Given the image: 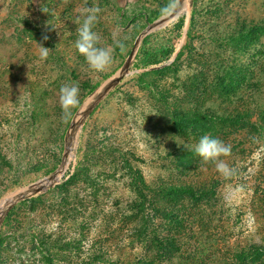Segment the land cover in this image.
I'll list each match as a JSON object with an SVG mask.
<instances>
[{"label":"rangeland","instance_id":"374dc122","mask_svg":"<svg viewBox=\"0 0 264 264\" xmlns=\"http://www.w3.org/2000/svg\"><path fill=\"white\" fill-rule=\"evenodd\" d=\"M167 3L0 0V264H68L93 253L111 256V262L98 264H114L120 255L138 254L135 227L146 220L139 203L149 207L156 187L194 177L204 185L216 181L218 189L208 205L198 203L205 214L213 206L207 221L169 225L186 255L223 264L239 242L264 240V146L240 126L213 119H183L177 126L172 115H222L260 103L264 0H188L185 11L142 35L161 19ZM85 6L102 9L95 30L107 45H125L123 52L115 48L114 63L103 73L91 71L75 48L74 20ZM181 15L185 24L177 29ZM139 36L121 80L95 101ZM37 44L51 49L47 60H40ZM144 45L151 55L145 67ZM230 78L244 82L225 94L221 80ZM73 82L79 84L80 104L63 119L59 89ZM205 134L232 146L223 159L235 169L233 176L226 178L187 149L198 173L176 168L177 146L194 148ZM40 183L44 188L34 192ZM172 203L193 204L180 198Z\"/></svg>","mask_w":264,"mask_h":264},{"label":"trees","instance_id":"16d2710c","mask_svg":"<svg viewBox=\"0 0 264 264\" xmlns=\"http://www.w3.org/2000/svg\"><path fill=\"white\" fill-rule=\"evenodd\" d=\"M184 24L185 16L181 15L175 27L181 29ZM245 35L248 37L249 33L245 32ZM144 50L145 45L140 48L142 58L140 59L142 63L140 65L143 67L151 64L149 59L151 55L146 51L147 49L145 50L146 53ZM243 82L244 79L237 80L236 83H233L231 78L230 80L227 79L226 82L225 80H221V87L225 94H229L236 87L242 86ZM251 87L257 89V84H252ZM236 96L238 98V95L232 97ZM260 100H257L260 102L259 104L255 103L249 109L243 107L240 110L231 111L222 115L211 111L206 113L194 111L192 113L195 115L192 119L187 117L184 112L173 111L172 115L175 118L174 124L182 126L185 124V119L195 120L199 123H206L205 121L213 119L246 129L253 143L254 139H258L262 146H264V96ZM254 116H256L255 119ZM177 148L178 155L176 156L177 159H175L176 168H180V171L189 170L197 174L200 167L193 164L191 162L192 159H187V150L184 145H179ZM73 177L74 175H71L64 181V184L68 183ZM141 180L144 183L143 177H141ZM143 188L144 186L140 189L141 194L145 192ZM217 189L216 181L211 180L209 185H204L199 177H194L188 182L180 181L179 183H169L156 187V195L151 200L149 207H146L147 203H144V201L139 203L138 211L146 217L144 223L140 224L139 227H135L140 229L138 233V237H140L139 253L128 257L123 256L122 258H120V255L118 259H115L114 264H207L202 261L199 255H195L194 258L186 255L181 246L182 244L177 242L176 235L172 234L174 232L169 225L176 224V226L180 227L182 223L202 224L206 219L211 218V209L213 206L210 205V209H208L210 213L205 214L204 209L202 210L203 206L200 207L198 203H206L208 205V201L215 196ZM178 198L193 204L190 207H188L189 205L177 207L173 203L171 205V201ZM189 211L191 212L190 214ZM240 244V242L237 244L238 246L229 255L230 257L224 256L223 264H264V240H249V242ZM104 261L111 262V256L105 257V254L93 253L87 261L83 260L74 263L69 261L68 264H98L100 262L104 263Z\"/></svg>","mask_w":264,"mask_h":264},{"label":"clouds","instance_id":"9594fccd","mask_svg":"<svg viewBox=\"0 0 264 264\" xmlns=\"http://www.w3.org/2000/svg\"><path fill=\"white\" fill-rule=\"evenodd\" d=\"M65 2L67 3V0H65ZM181 7L182 0H168V3L160 9L162 22L171 20L175 17ZM41 10L44 13L47 11L46 9ZM101 12L102 9L99 6H85L81 15L77 16L74 20V23L78 25L76 28L78 38L75 41V48L77 52L84 57L88 68L95 73H103L112 66L116 47H118L121 52L125 50V45L122 41H115V47L107 45L103 41L102 35L95 30ZM48 38L47 35L42 37L44 41ZM37 45L40 60H47L51 49L40 44ZM59 103L63 112L62 118H70L72 109L78 107L80 104L79 84L76 82L63 84L59 89ZM184 147L187 150H194L196 155L205 163H213L217 171L226 178L235 174V169L231 168L223 159L231 156L232 146L226 144L219 137L205 134L200 137L194 148L189 145H184Z\"/></svg>","mask_w":264,"mask_h":264},{"label":"water","instance_id":"95a60500","mask_svg":"<svg viewBox=\"0 0 264 264\" xmlns=\"http://www.w3.org/2000/svg\"><path fill=\"white\" fill-rule=\"evenodd\" d=\"M165 22V21H163ZM162 18L161 19H158L156 20L155 22L151 23L150 25H148L145 30L143 31L142 35L144 34H147L149 33L152 29H154L155 27H157L158 25L162 24ZM140 39H141V36H139L134 45H133V48L132 50L130 51L125 63L122 65L120 71L118 72V74L111 80L109 81L108 83H106L102 89L97 93V95L95 96V101L98 100L101 96L105 95L107 93L108 90H110L117 82H119L123 76V73L128 69L129 65H130V62L132 60V58L134 57V54L136 52V49L138 48V45L140 43ZM94 105V103L91 105V107H89L88 109H86L84 111V114H87L88 111L92 108V106ZM75 125V123H73L72 127ZM66 163H65V160L62 161V165L64 166ZM63 170V168L59 169L55 174H53L51 177H50V180H53L55 179L58 174ZM44 186L40 183L39 186H37L35 189H34V192H38L40 191L41 189H43ZM24 195H21L20 198H23ZM13 203H10L9 206H11ZM4 211L1 213L3 214Z\"/></svg>","mask_w":264,"mask_h":264},{"label":"bare ground","instance_id":"6f19581e","mask_svg":"<svg viewBox=\"0 0 264 264\" xmlns=\"http://www.w3.org/2000/svg\"><path fill=\"white\" fill-rule=\"evenodd\" d=\"M187 2H188V0H183V6H182L181 9L178 11V13H179V12H182V11H185L186 6H187ZM8 200L11 201L12 198H9ZM3 210H4V205L2 204V205L0 206V214L3 212Z\"/></svg>","mask_w":264,"mask_h":264}]
</instances>
